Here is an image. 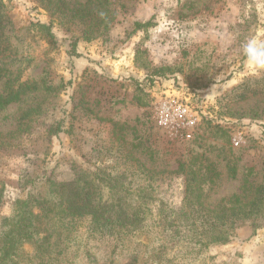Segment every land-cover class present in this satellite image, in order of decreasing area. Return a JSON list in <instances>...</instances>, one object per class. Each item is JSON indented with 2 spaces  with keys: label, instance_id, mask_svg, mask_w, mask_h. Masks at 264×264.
Returning a JSON list of instances; mask_svg holds the SVG:
<instances>
[{
  "label": "rangeland",
  "instance_id": "1",
  "mask_svg": "<svg viewBox=\"0 0 264 264\" xmlns=\"http://www.w3.org/2000/svg\"><path fill=\"white\" fill-rule=\"evenodd\" d=\"M0 1V95L19 81L40 88L0 107V236L21 202L48 193L45 179L93 170L114 179L105 199L122 184L142 227L100 233L87 217L61 264H264V207H252L264 187V70L243 52L264 39V0H55L68 19L38 0ZM37 23L53 25L56 45ZM169 90L200 115L192 142L154 122ZM222 222L235 223L232 239L202 246Z\"/></svg>",
  "mask_w": 264,
  "mask_h": 264
},
{
  "label": "trees",
  "instance_id": "2",
  "mask_svg": "<svg viewBox=\"0 0 264 264\" xmlns=\"http://www.w3.org/2000/svg\"><path fill=\"white\" fill-rule=\"evenodd\" d=\"M38 1L47 11L53 14L59 13L60 18L68 19L66 14L64 15L66 9L63 2L60 1V4L56 6L55 0ZM99 2L100 5L103 4L102 0ZM85 7L88 5L86 4ZM82 14L75 13L72 9L69 19L73 17V21L75 18L82 20ZM74 15H76L75 18ZM6 20L7 15L0 4V79L3 76L2 68L8 65L6 60L9 58L5 54L7 49L4 48L7 42ZM138 25L141 26V24ZM34 26L37 31L46 36L47 41L56 45L52 24L37 23ZM17 85L16 89L10 88L7 93L0 95V107L4 108L18 102L25 94L40 89L37 85L31 86L27 81H19ZM29 112L27 118L35 114L34 111ZM108 176L98 171L86 170L76 174L75 178L69 182L57 183L49 178L45 179L43 186L50 182L48 193H40L21 202V208L15 212V215L5 219V230L0 236V264H54L55 262L61 264L65 262L73 234L81 220L87 217H91L94 229L100 233L121 234L141 228L140 218L136 216L135 211H131L132 208H129L126 199L121 195L125 192L122 184L118 182L114 186H109L110 193H118L120 198L115 201L110 197L105 199L103 195L105 183L107 182V186L114 181L112 178L107 180ZM257 192L258 196L252 207L259 211L264 207V187ZM1 199L0 192V201ZM236 211L234 208L230 210L232 213ZM233 225L235 223H212L207 230V236L200 238L201 245L229 242L233 237L231 231ZM25 245L31 246L32 254L24 249Z\"/></svg>",
  "mask_w": 264,
  "mask_h": 264
},
{
  "label": "built area",
  "instance_id": "3",
  "mask_svg": "<svg viewBox=\"0 0 264 264\" xmlns=\"http://www.w3.org/2000/svg\"><path fill=\"white\" fill-rule=\"evenodd\" d=\"M192 97L169 90L155 96L152 112L158 128L186 142L200 134L201 118L191 102Z\"/></svg>",
  "mask_w": 264,
  "mask_h": 264
},
{
  "label": "clouds",
  "instance_id": "4",
  "mask_svg": "<svg viewBox=\"0 0 264 264\" xmlns=\"http://www.w3.org/2000/svg\"><path fill=\"white\" fill-rule=\"evenodd\" d=\"M246 63L252 67L264 70V39L256 36L250 37L243 44Z\"/></svg>",
  "mask_w": 264,
  "mask_h": 264
}]
</instances>
